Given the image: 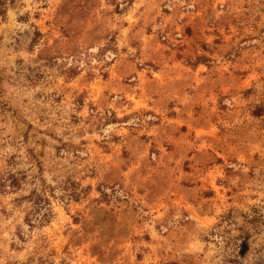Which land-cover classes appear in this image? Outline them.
<instances>
[{"label": "rangeland", "instance_id": "obj_1", "mask_svg": "<svg viewBox=\"0 0 264 264\" xmlns=\"http://www.w3.org/2000/svg\"><path fill=\"white\" fill-rule=\"evenodd\" d=\"M0 264H264V0H0Z\"/></svg>", "mask_w": 264, "mask_h": 264}, {"label": "trees", "instance_id": "obj_2", "mask_svg": "<svg viewBox=\"0 0 264 264\" xmlns=\"http://www.w3.org/2000/svg\"><path fill=\"white\" fill-rule=\"evenodd\" d=\"M28 198L31 201L33 211L26 213L24 217L25 223L29 226H40L49 222L52 217V211L48 199L36 194H31Z\"/></svg>", "mask_w": 264, "mask_h": 264}]
</instances>
